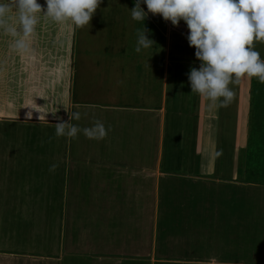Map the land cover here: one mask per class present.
Returning a JSON list of instances; mask_svg holds the SVG:
<instances>
[{"label":"crops","instance_id":"obj_1","mask_svg":"<svg viewBox=\"0 0 264 264\" xmlns=\"http://www.w3.org/2000/svg\"><path fill=\"white\" fill-rule=\"evenodd\" d=\"M38 2L45 6L42 0ZM9 15L11 22H15L17 13L13 11ZM72 24L70 21L69 25L66 23L70 32L67 38L70 40ZM57 25L50 18H41L36 35L30 39L29 54L18 53L12 47L14 38L0 30V123L10 121L56 127L58 119L44 115L46 109L43 110L40 103L43 98L46 99L45 106L54 105L53 111L66 107L62 116L54 117L64 120L68 119L71 106L92 110L99 108L101 114L84 112L79 120H71L70 123L74 121L83 129L100 121L107 130V136L95 140L81 132L75 141L77 149L75 145L73 149V143L71 147L72 138L64 137L65 157L60 159L59 164L61 166L64 161L62 167L57 166L49 176L39 171L43 173L37 177L42 176L55 189L62 187L56 210L49 215V235L53 231L57 238L45 241L44 250H49L50 257L42 260V257L26 256L16 252L15 248L7 247L0 248V264H228L214 257L204 262L178 260L173 263L165 258H155L159 187L161 180L169 177L195 181L209 179L213 184L225 182L231 186L243 182L240 174L244 169L239 165L234 166L232 158L236 153L244 154L246 145L244 139L246 126L250 123L252 101L248 79L242 77L237 85H230L235 97L227 107L214 106L209 109L207 99L191 92L187 77L180 78V68L172 73L176 77L172 78L170 85L166 69L159 107L156 108L152 105L138 108L97 102L81 104L73 99L74 102L58 104V98L68 85V63L67 66L62 65L56 54ZM38 81L45 82L44 89L38 86L37 92H30L32 83ZM171 86L177 108L173 111L177 118L167 126L166 100L170 95L168 87ZM113 111L134 114L133 128L130 131L122 130V117ZM153 119L157 130L152 129ZM165 136L169 142L172 140L177 151H185L182 162L175 161L174 156L171 163L163 159ZM110 147L115 150L111 160L94 158ZM219 147L226 155L224 159L217 155ZM54 152L58 156V152ZM171 155L176 153L173 151ZM63 187L72 188L73 192L70 190V195L66 196L68 190ZM37 202L33 201L34 204ZM231 214L227 211L225 218L231 217ZM190 243L195 242L185 238L180 245L184 246V250H189Z\"/></svg>","mask_w":264,"mask_h":264},{"label":"rangeland","instance_id":"obj_2","mask_svg":"<svg viewBox=\"0 0 264 264\" xmlns=\"http://www.w3.org/2000/svg\"><path fill=\"white\" fill-rule=\"evenodd\" d=\"M133 7L134 0H119L118 4L113 3V0H102L92 17L91 25L77 28L72 24L71 40L67 38L70 32L66 23L69 25V21L58 23L56 54L62 61V65L67 66L68 63V85L65 92L58 98V104L77 100L81 104L97 102L102 105L110 103L138 108L152 105L156 108L159 107L157 105L160 102L162 84L166 79L164 78L166 69L170 85L172 78L176 77L172 74L176 69L180 68L178 72L180 78H186L192 67L199 68L200 62L194 54H191V52L195 53V48L189 46L186 38L173 33L168 28V23L171 25L170 22L163 20L159 14L151 13L148 14L145 22L134 21L130 12ZM141 7L147 12L145 4L142 3ZM144 27L150 30L147 34L155 41V44L152 48L142 49L140 53H137L135 51L137 33L143 31ZM253 47L260 53L261 58H264V41H254ZM181 69L185 71L181 72ZM246 78L251 85L250 123L246 126L244 154L239 152L232 158L234 166L239 165L241 169H244L240 174L243 182L231 186L225 182L213 184L209 179H202L199 181L200 185L196 183L197 186L193 191L200 196L201 211L208 209L214 216L199 218L196 224L192 223L193 226L202 227V231H205L199 235L202 240H197L194 244L198 247L210 244V239H207L208 232L216 233L217 249H214L213 242L211 251H203L201 254L214 256L228 264H264V84L255 77ZM43 83L45 82L32 83L34 89H28L30 92L31 90L37 92L38 86L43 88ZM168 88L170 95L166 100L167 126L177 118L173 111L177 109L176 99L172 93L173 87ZM147 95H150L149 98H146ZM243 95L246 99V92ZM45 100L42 98L40 103L43 110L46 109L44 115H48L50 119L56 120L57 118L54 117L62 116L66 112V107L61 109L62 111H53L54 105L45 106ZM74 111L81 115L88 111L95 112L96 115L101 114L99 108L92 110L71 106L70 114ZM113 113L122 117V130L130 131L133 128L134 114L127 111L121 113L113 111ZM136 116L139 115L136 114ZM153 120L152 129L157 130L156 121ZM75 141L76 138L71 140L73 149L74 145L77 149ZM172 143V140L169 142L165 136L163 159H168L171 163L174 156L175 161L177 159L178 163L182 162L185 151L180 149L177 151ZM65 148L66 140L64 137L55 135L54 126L26 125L10 121L0 123V248H15L18 253L42 257V260L50 257L49 250H44L45 241L48 238L53 241L57 238L52 230V235H49V215L56 210L62 187L55 189L48 181H44L42 176H37L43 172L49 176L50 167L53 164L58 168L62 167L64 161L61 166L59 164L65 157L63 155ZM107 148L102 155L94 156V158L100 161L111 160V154H114L115 150L113 151L112 147ZM54 151L58 152V156L54 154ZM173 151L176 155H171ZM124 152H126L125 149ZM217 155L221 159L226 157L220 147ZM113 157L116 158L114 155ZM54 171L52 170V173ZM193 186L195 185L191 182V187ZM63 189L68 190L66 196L70 195V190L73 192V189L69 187H63ZM160 193L162 208L166 195L164 192ZM33 201L38 202L34 204ZM228 201H231L229 203L231 205ZM52 205L53 211L50 212ZM231 206H234L236 219L226 220L223 217L227 211L229 212ZM64 209L66 210V204ZM225 222L226 227L223 228ZM233 222H237L238 226L232 224ZM234 233L237 235L235 237H240V241L230 245L224 243L225 237H232L235 242L237 238L233 237ZM162 245L169 246L165 242H158L156 247L161 249L158 255L164 256L161 259L165 258L171 263L178 260H194L184 257L181 253L174 254V249L168 253ZM209 247L210 245L206 246L207 249ZM221 248L224 250H220ZM240 248L244 250H239Z\"/></svg>","mask_w":264,"mask_h":264},{"label":"clouds","instance_id":"obj_3","mask_svg":"<svg viewBox=\"0 0 264 264\" xmlns=\"http://www.w3.org/2000/svg\"><path fill=\"white\" fill-rule=\"evenodd\" d=\"M102 0H0V30L14 38L12 47L21 54L31 52L30 39L37 33L41 18L56 23L70 21L77 28L91 25L93 15ZM119 3V0H113ZM145 4L147 12L141 7ZM17 13L11 22L10 13ZM134 21H144L148 14H159L163 20L178 26L183 20L187 26V41L195 48L199 68L192 67L187 74L192 93L214 106L227 107L242 77H255L264 84V58L253 47L254 41H264V0H134L130 9ZM144 27L137 33L135 51L150 49L155 41ZM77 111L68 119L57 118L55 135L75 139L79 133L89 139L102 140L107 130L100 121L81 129L70 123L79 120ZM53 164L50 171L55 170Z\"/></svg>","mask_w":264,"mask_h":264},{"label":"trees","instance_id":"obj_4","mask_svg":"<svg viewBox=\"0 0 264 264\" xmlns=\"http://www.w3.org/2000/svg\"><path fill=\"white\" fill-rule=\"evenodd\" d=\"M176 180V181H175ZM173 182V184H172ZM191 182L194 183L195 186L191 187ZM162 183V184H161ZM200 185L201 182L195 181L192 179H178L176 177H169L165 180H161L160 187H159V217L157 219V228H156V238H155V247L157 246L158 242H165L169 246L162 245L165 250L168 251V253L171 252V249H174V254L181 253L184 255V257H189L190 259H194L196 262H204L208 261L214 256H203L201 252H209L211 251L213 247V242L216 247L215 239L217 238L216 233L208 232L207 239H210V244L199 246L190 243L188 246L190 247L189 250H184V246H181L180 243L183 241V239H191L192 242L197 241V239H201L202 237L199 236L201 233L205 232L202 231V227H195L192 225V223L196 224V222L199 220V218H208V217H214L211 214L213 212L208 211V209H205L201 211L202 209V203L200 200V196L195 194L193 191H195V187L197 184ZM162 188V191H161ZM188 191H192V193H188ZM165 193V202L163 204V207L161 208V193ZM188 193V194H187ZM176 194V195H175ZM231 201H228V204ZM231 205V204H229ZM234 206H231L230 212H232L231 217H227V219L235 220L236 214L233 211ZM225 218V216L223 217ZM232 224H236L237 222H233ZM252 226V225H251ZM223 228L226 227V222L223 223ZM237 236L235 233L233 234V237ZM237 240L234 242L232 237H225L224 243H237L239 240L238 237ZM240 241V240H239ZM238 241V242H239ZM210 245V247L207 249L206 246ZM196 247V249H195ZM167 248V249H166ZM220 248V247H219ZM160 247L155 249V258L160 259L164 256H161L162 254L158 255V252H160ZM220 250H224L221 248ZM239 250H244L243 248H240ZM221 251V252H222ZM196 252V253H195ZM167 257V256H165ZM216 258V257H214ZM219 261V259H217ZM222 262V261H221ZM160 264V263H157ZM242 264V263H241Z\"/></svg>","mask_w":264,"mask_h":264},{"label":"built area","instance_id":"obj_5","mask_svg":"<svg viewBox=\"0 0 264 264\" xmlns=\"http://www.w3.org/2000/svg\"><path fill=\"white\" fill-rule=\"evenodd\" d=\"M172 25V24H171ZM169 23H168V28L173 32V33H176L184 38L187 37V34H188V29H187V26L185 24V22H180V24L178 26H171Z\"/></svg>","mask_w":264,"mask_h":264}]
</instances>
